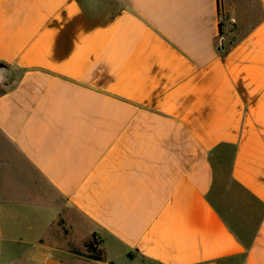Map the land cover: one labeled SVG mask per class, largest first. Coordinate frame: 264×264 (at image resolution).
<instances>
[{
  "label": "crops",
  "instance_id": "1",
  "mask_svg": "<svg viewBox=\"0 0 264 264\" xmlns=\"http://www.w3.org/2000/svg\"><path fill=\"white\" fill-rule=\"evenodd\" d=\"M221 9L0 0V264H264V0Z\"/></svg>",
  "mask_w": 264,
  "mask_h": 264
},
{
  "label": "rangeland",
  "instance_id": "2",
  "mask_svg": "<svg viewBox=\"0 0 264 264\" xmlns=\"http://www.w3.org/2000/svg\"><path fill=\"white\" fill-rule=\"evenodd\" d=\"M219 45L217 44V47ZM78 255L83 256L85 259L102 260V253L97 247H93L91 243H85L81 251H77Z\"/></svg>",
  "mask_w": 264,
  "mask_h": 264
},
{
  "label": "trees",
  "instance_id": "3",
  "mask_svg": "<svg viewBox=\"0 0 264 264\" xmlns=\"http://www.w3.org/2000/svg\"><path fill=\"white\" fill-rule=\"evenodd\" d=\"M217 14H218V18H219L218 30L220 33V29L222 27V20L224 18L223 13H222V9H221V0H217ZM217 51L221 54V56H224L226 51H227V47H225L224 45L218 46Z\"/></svg>",
  "mask_w": 264,
  "mask_h": 264
}]
</instances>
